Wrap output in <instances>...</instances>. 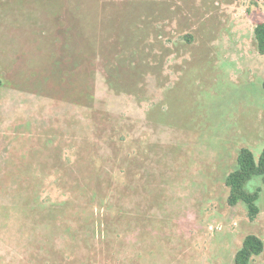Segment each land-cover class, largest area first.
Instances as JSON below:
<instances>
[{"label": "rangeland", "instance_id": "rangeland-1", "mask_svg": "<svg viewBox=\"0 0 264 264\" xmlns=\"http://www.w3.org/2000/svg\"><path fill=\"white\" fill-rule=\"evenodd\" d=\"M264 0H0V264H233L264 243L225 176L264 147ZM250 264H264L263 251Z\"/></svg>", "mask_w": 264, "mask_h": 264}, {"label": "trees", "instance_id": "trees-1", "mask_svg": "<svg viewBox=\"0 0 264 264\" xmlns=\"http://www.w3.org/2000/svg\"><path fill=\"white\" fill-rule=\"evenodd\" d=\"M254 38L257 51L264 54V22H259L254 27ZM237 166L225 176L224 182L229 189L227 203L231 206L241 201L246 205L247 214L253 220L259 212L256 200L259 196V188L247 191L244 188L246 181L254 176H260L264 185V147L258 158L246 147L239 149L237 154ZM264 248L263 240L255 234H247L241 246L234 254L233 264H250L254 256L259 255Z\"/></svg>", "mask_w": 264, "mask_h": 264}]
</instances>
